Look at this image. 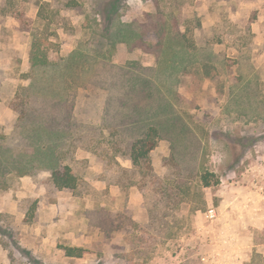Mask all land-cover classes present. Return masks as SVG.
<instances>
[{"label": "rangeland", "instance_id": "rangeland-1", "mask_svg": "<svg viewBox=\"0 0 264 264\" xmlns=\"http://www.w3.org/2000/svg\"><path fill=\"white\" fill-rule=\"evenodd\" d=\"M70 1L0 0V135H10L18 119L11 102L30 82L33 34L57 60L117 20L139 28L148 44L158 42L155 25L167 22L211 73L197 64L169 83L181 122L150 153L154 172L172 188L162 201L152 187L142 189L141 177L130 185L126 148L113 147L107 130L100 135L107 92L81 90L75 114L98 146L77 148L76 191L56 190L41 172L28 176L40 194L19 202L25 218L0 213L11 264H264V227L251 224L264 216V0H118L112 11L114 0ZM112 60L159 63L154 53L124 43ZM20 178L11 177L0 194L16 193ZM210 208L215 219L207 217ZM65 247L85 251L68 257Z\"/></svg>", "mask_w": 264, "mask_h": 264}, {"label": "trees", "instance_id": "trees-1", "mask_svg": "<svg viewBox=\"0 0 264 264\" xmlns=\"http://www.w3.org/2000/svg\"><path fill=\"white\" fill-rule=\"evenodd\" d=\"M116 2L110 4L111 11ZM77 4L72 0L68 6ZM107 22L111 23L110 17ZM155 26L158 42L148 44L139 28L117 20L93 30L88 41L57 60L49 57L38 35L33 34L30 82L11 102L18 119L10 135H0V191L10 187L13 176L34 178L41 172L50 174L48 182L58 191L78 189L79 180L72 167L77 148L95 147L99 142L75 114L77 97L81 90L99 89L108 94L100 135L107 130L113 147L126 148L122 155L132 163L130 185H137L136 178L141 177L142 189L152 187L162 194L161 201L170 195L172 188L154 172L150 161V153L161 137L181 122L168 95L169 83L177 82L191 66L201 64L206 76H210L211 68L199 52L192 53L185 35H173L167 22ZM120 43L130 50L141 48L154 53L158 66L147 68L136 62L116 65L112 57ZM209 175L201 177L205 187L212 186ZM121 221L117 222L118 231ZM64 250L66 256L76 258L85 251L75 247Z\"/></svg>", "mask_w": 264, "mask_h": 264}, {"label": "crops", "instance_id": "crops-1", "mask_svg": "<svg viewBox=\"0 0 264 264\" xmlns=\"http://www.w3.org/2000/svg\"><path fill=\"white\" fill-rule=\"evenodd\" d=\"M20 185L16 193L14 191L11 192H3L0 194V213H7L15 216L17 220H23L26 216V213L19 210V202L23 199H30L32 197L39 198V188H35L36 186L32 183L31 177H22L20 178ZM37 192V193H36ZM262 220L253 221L251 224H255V227H264V216L261 217ZM37 231V232H36ZM35 233L40 235V230H36ZM24 243V242H23ZM27 249L33 251V253H37V247L34 244L24 243ZM36 255V254H35ZM238 261V260H237ZM0 264H11L9 255L7 250L2 246L0 242ZM240 264V262H239Z\"/></svg>", "mask_w": 264, "mask_h": 264}, {"label": "built area", "instance_id": "built-area-1", "mask_svg": "<svg viewBox=\"0 0 264 264\" xmlns=\"http://www.w3.org/2000/svg\"><path fill=\"white\" fill-rule=\"evenodd\" d=\"M209 219H215L217 217V212L214 208H210L207 214Z\"/></svg>", "mask_w": 264, "mask_h": 264}]
</instances>
